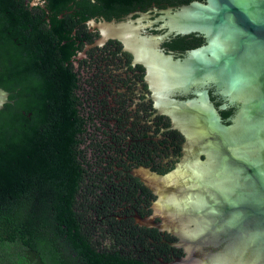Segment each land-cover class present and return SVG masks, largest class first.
<instances>
[{"label": "trees", "instance_id": "obj_1", "mask_svg": "<svg viewBox=\"0 0 264 264\" xmlns=\"http://www.w3.org/2000/svg\"><path fill=\"white\" fill-rule=\"evenodd\" d=\"M115 1L127 14L195 0H0V87L14 101L0 111V264H160L166 246L140 242L139 261L138 240L117 219L130 216L140 181L89 176L93 160L113 171L119 159L108 154L115 146L82 141L89 130L73 65L98 37L89 21L110 20ZM204 43L193 34L165 45ZM220 112L226 119L234 109Z\"/></svg>", "mask_w": 264, "mask_h": 264}, {"label": "water", "instance_id": "obj_2", "mask_svg": "<svg viewBox=\"0 0 264 264\" xmlns=\"http://www.w3.org/2000/svg\"><path fill=\"white\" fill-rule=\"evenodd\" d=\"M155 11L148 23L147 15L89 21L101 31L95 46L119 40L145 67L156 108L186 137L189 155L172 172H134L156 196L154 214L137 222L179 239L170 243L185 252L176 264H264V0H195ZM193 34L205 43L182 58L162 48ZM211 94L224 103L217 107ZM10 96L0 87V111L14 104ZM230 107L224 119L220 111Z\"/></svg>", "mask_w": 264, "mask_h": 264}, {"label": "flooded vegetation", "instance_id": "obj_3", "mask_svg": "<svg viewBox=\"0 0 264 264\" xmlns=\"http://www.w3.org/2000/svg\"><path fill=\"white\" fill-rule=\"evenodd\" d=\"M28 2L29 0H25L26 4ZM115 2L112 3L113 13L110 20L102 18L95 21H123L130 18L138 20L147 15L144 23H148L160 16L155 9L161 8L154 4L147 10H141L139 7L126 14L123 13L124 7L121 2ZM89 27L91 34L98 37L93 43L87 44L73 65L77 80L76 90L84 101L81 108L86 111L83 117L84 125L89 130L82 141L84 145L102 141L105 149H112V146H115L116 151L112 153V150H109L108 154L119 159L113 171L107 170L109 165L107 161L104 163L105 169L95 170L93 160L89 166L93 168L89 171V176L92 178L97 175L104 176L110 183L112 177H116L120 179L116 180V184L123 179L128 180L129 176L140 181L138 191L136 188L137 195L135 196L132 191L136 206H128L130 216H120L117 218L118 222L130 228L129 231L138 240L134 250L139 261L140 242H146L156 251L157 246L162 244L166 246L161 251L163 258L158 259L160 264H176V259L184 257L185 252L181 248L172 247L170 243H178L179 239L167 231L146 227L137 222V216L144 219L154 214L152 204L156 196L134 175V172L139 168H148L160 175L172 172L189 155L185 148L186 137L173 127L170 117L156 108L145 67L134 63L133 55L125 50L119 40L111 39L103 45L95 46L101 38V31L90 25ZM153 27L157 28L158 25ZM147 33L160 34L161 31L148 29ZM174 38L171 37L167 41ZM162 48L176 58H182L190 51L173 49L165 43ZM211 98L217 107L224 103L219 95L211 94ZM89 150L92 151V148L89 147ZM104 159L111 160V157L107 155ZM81 213L83 215L90 213L100 222L104 219L95 209H82ZM154 223L160 224V219L155 218Z\"/></svg>", "mask_w": 264, "mask_h": 264}, {"label": "bare ground", "instance_id": "obj_4", "mask_svg": "<svg viewBox=\"0 0 264 264\" xmlns=\"http://www.w3.org/2000/svg\"><path fill=\"white\" fill-rule=\"evenodd\" d=\"M153 83H154V87H155V82L153 81Z\"/></svg>", "mask_w": 264, "mask_h": 264}]
</instances>
